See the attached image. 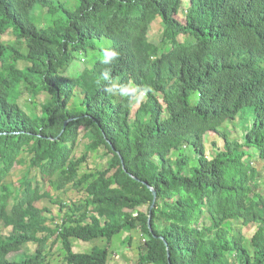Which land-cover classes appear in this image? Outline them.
Here are the masks:
<instances>
[{
    "label": "trees",
    "instance_id": "trees-1",
    "mask_svg": "<svg viewBox=\"0 0 264 264\" xmlns=\"http://www.w3.org/2000/svg\"><path fill=\"white\" fill-rule=\"evenodd\" d=\"M76 2L0 0V36L18 44L0 43V225L10 229L0 264H44L52 236L65 264H108V248L75 253L70 239L109 245L130 231L140 234L134 264H264V0H190L184 20L183 0ZM101 47L119 57L103 64ZM106 69L113 82L150 89L133 115L129 97L105 91ZM25 92L46 94L40 114L25 113ZM228 124L241 141L221 132ZM81 130L90 141L76 158ZM211 133L223 143L209 141L208 158ZM99 150L104 169L81 173ZM32 170L52 191L85 198L45 216L37 204L51 195ZM29 243L37 249L23 256Z\"/></svg>",
    "mask_w": 264,
    "mask_h": 264
},
{
    "label": "rangeland",
    "instance_id": "rangeland-1",
    "mask_svg": "<svg viewBox=\"0 0 264 264\" xmlns=\"http://www.w3.org/2000/svg\"><path fill=\"white\" fill-rule=\"evenodd\" d=\"M56 3L65 4L66 7L70 9H74L77 5L76 0H54ZM190 0H183L182 3V9L179 12V19L184 20L187 7L189 6ZM37 12H41V10H37ZM163 33V25L161 21L157 18L150 26L149 32H148V39L153 44H159L162 38ZM179 41H182L183 38L179 37ZM0 43L4 44L7 47H17V40L13 36L11 32L6 33L3 36H0ZM22 49H24V45H22ZM18 67H22L23 64L20 62L17 63ZM66 74H74L76 71V68L74 66H70L69 69H67ZM48 99L46 94L40 93L38 94L34 99H31L27 92L23 93L21 96L19 103L22 105L25 113H27L29 116L33 114H40L41 111V105ZM192 100H194V97H192ZM145 101V98L137 103L135 101H131L130 105L132 107V115L136 112L138 107L141 103ZM226 126V125H225ZM223 126L220 128L221 132L227 131L229 133V137L231 140H240L242 136V130L241 127L238 126V124L230 125L228 124L226 127ZM210 136V138H208ZM90 140L85 136V130L80 131L78 143L76 145V149L74 152V155L76 158L80 157L85 152V145ZM205 143H207V147L205 150V154L208 158L210 148L208 147L209 141H214L216 143V149L222 146V139L216 135L215 133H211L210 135H207L204 137ZM103 150H99L97 152H90L88 154L87 162L82 166L81 173L90 171V170H102L104 169L107 158L103 157L102 155ZM262 161L260 160H254L253 165L260 169L262 167ZM27 169V165L23 166H16L12 169L8 179L7 183H9L13 187H17V181L20 179L25 170ZM36 177V179L39 181L40 188L42 191L49 192L51 195V198H45L41 200L37 206L44 210V215L49 216L51 215L54 218H62L63 212L60 211V203L63 204H69V203H78L79 201L83 200L85 198V194L82 190L78 189H68L67 193L64 192H54L50 189V187L47 185L46 182L41 180L40 176L37 174L36 171L32 170L29 174V177ZM42 181V182H41ZM141 211L145 212L146 209L142 208ZM63 211H66L65 209ZM9 228H4L2 225H0V235L6 236L9 232ZM248 236L253 234L252 230H245L244 231ZM136 231H130V232H120L119 234L115 235L112 238L111 243L108 245L107 241L105 239H97L89 242H82L76 238L70 239L72 249L75 253H81V254H90L94 248H108L109 249V257H108V264H134L137 259V253L136 248L139 243V237L140 234ZM247 236V237H248ZM128 238L130 240H128ZM46 249L44 250V264H65L64 262V253L62 250V246L59 240L56 239L55 236H52L48 239L46 245ZM37 249L36 243H29L26 246H24L21 250V254L23 256L32 255L35 253ZM21 254H19V259H21Z\"/></svg>",
    "mask_w": 264,
    "mask_h": 264
},
{
    "label": "clouds",
    "instance_id": "clouds-1",
    "mask_svg": "<svg viewBox=\"0 0 264 264\" xmlns=\"http://www.w3.org/2000/svg\"><path fill=\"white\" fill-rule=\"evenodd\" d=\"M100 53L102 54V62L105 65H110L119 57V53L117 51L107 47H101ZM102 75L103 79L105 81H108V84L105 86V91L109 94H119L121 96H126L129 97L131 100L139 103L146 97L147 92L150 91L148 87H144L141 89L138 87L120 85L116 82H113L110 79V70L106 69Z\"/></svg>",
    "mask_w": 264,
    "mask_h": 264
},
{
    "label": "water",
    "instance_id": "water-1",
    "mask_svg": "<svg viewBox=\"0 0 264 264\" xmlns=\"http://www.w3.org/2000/svg\"><path fill=\"white\" fill-rule=\"evenodd\" d=\"M121 162H122V160H121ZM135 179V178H134ZM136 180V179H135ZM144 185H146L147 186V188L151 191V193H152V195H153V203H154V201H155V198H156V192L154 191V189L153 188H151L150 186H148L146 183H144ZM153 203H152V205H151V207H150V213H151V210H152V208H153ZM150 221H151V216L149 215V217H148V220H147V224H148V227H149V229H150V227H151V225H150ZM168 257V256H167Z\"/></svg>",
    "mask_w": 264,
    "mask_h": 264
}]
</instances>
